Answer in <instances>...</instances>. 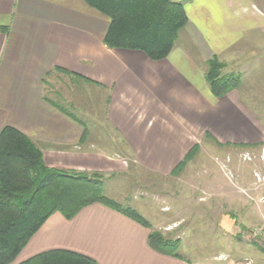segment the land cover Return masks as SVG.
I'll list each match as a JSON object with an SVG mask.
<instances>
[{"label":"crops","instance_id":"0c3cea01","mask_svg":"<svg viewBox=\"0 0 264 264\" xmlns=\"http://www.w3.org/2000/svg\"><path fill=\"white\" fill-rule=\"evenodd\" d=\"M184 9L187 22L171 51L153 60L141 50L107 47L109 18L85 0H0V130L22 131L51 168L124 173L133 167L162 178L177 176L171 171L203 139L263 141L264 118L251 100L264 87V0H187ZM212 56L227 69L223 75L240 77L241 93H211L205 71ZM96 106L105 108L117 135L112 152L87 137ZM143 217L167 233L179 223L152 225ZM218 223L225 235L238 232L229 214ZM151 229L100 203L70 219L54 212L11 264L56 248L98 264H192L153 250Z\"/></svg>","mask_w":264,"mask_h":264},{"label":"trees","instance_id":"16d2710c","mask_svg":"<svg viewBox=\"0 0 264 264\" xmlns=\"http://www.w3.org/2000/svg\"><path fill=\"white\" fill-rule=\"evenodd\" d=\"M85 1L109 18L102 39L107 47L141 50L153 60L169 54L187 22V0ZM222 66L216 56L207 60L205 79L215 97L240 85V77L223 75ZM199 148L198 144L193 146L171 173L180 172ZM102 175L48 167L40 148L26 134L14 126H4L0 130V264H11L52 213L60 212L70 219L91 203L103 204L149 228L136 209L103 193ZM147 242L159 253L181 257L175 252L178 239H168L151 229ZM18 264L98 263L83 253L56 248L36 253Z\"/></svg>","mask_w":264,"mask_h":264},{"label":"rangeland","instance_id":"374dc122","mask_svg":"<svg viewBox=\"0 0 264 264\" xmlns=\"http://www.w3.org/2000/svg\"><path fill=\"white\" fill-rule=\"evenodd\" d=\"M225 71L222 66L221 72ZM233 90L242 92L240 85ZM254 98L251 109L264 118V87ZM90 112L86 128L91 143L116 150L117 135L106 122L105 108L96 106ZM189 163L182 173L167 178L133 167L124 173H102V190L145 215L152 225L158 220H178V227H167H173L168 233L152 230L179 240L175 250L179 259L192 264H223L232 256L248 264H264V140L248 145L203 139ZM163 183H167L165 188ZM162 196L166 211L161 210ZM222 214L235 220L237 233L225 235L219 223L215 225Z\"/></svg>","mask_w":264,"mask_h":264}]
</instances>
